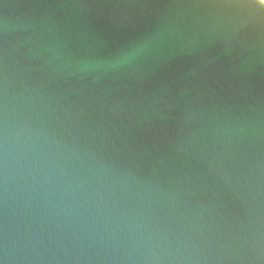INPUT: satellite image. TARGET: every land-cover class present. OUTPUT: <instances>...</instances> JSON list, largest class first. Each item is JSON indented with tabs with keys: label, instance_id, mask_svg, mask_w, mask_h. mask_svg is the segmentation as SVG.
<instances>
[{
	"label": "water",
	"instance_id": "95a60500",
	"mask_svg": "<svg viewBox=\"0 0 264 264\" xmlns=\"http://www.w3.org/2000/svg\"><path fill=\"white\" fill-rule=\"evenodd\" d=\"M0 264H264V3L0 0Z\"/></svg>",
	"mask_w": 264,
	"mask_h": 264
},
{
	"label": "clouds",
	"instance_id": "9594fccd",
	"mask_svg": "<svg viewBox=\"0 0 264 264\" xmlns=\"http://www.w3.org/2000/svg\"><path fill=\"white\" fill-rule=\"evenodd\" d=\"M122 61H123V60H118L117 62L120 63V62H122Z\"/></svg>",
	"mask_w": 264,
	"mask_h": 264
},
{
	"label": "bare ground",
	"instance_id": "6f19581e",
	"mask_svg": "<svg viewBox=\"0 0 264 264\" xmlns=\"http://www.w3.org/2000/svg\"><path fill=\"white\" fill-rule=\"evenodd\" d=\"M260 1H262L264 3V0H260Z\"/></svg>",
	"mask_w": 264,
	"mask_h": 264
}]
</instances>
